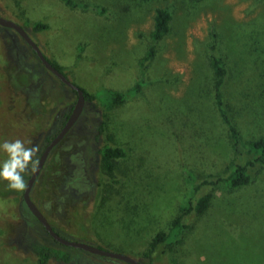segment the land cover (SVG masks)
I'll use <instances>...</instances> for the list:
<instances>
[{"label":"rangeland","instance_id":"rangeland-1","mask_svg":"<svg viewBox=\"0 0 264 264\" xmlns=\"http://www.w3.org/2000/svg\"><path fill=\"white\" fill-rule=\"evenodd\" d=\"M82 1L108 12L98 17L57 0H0V17L24 27L70 82L99 96L85 100L78 121L49 154L31 200L62 238L142 264H264V164L250 168L251 182L237 188L217 183L193 191L185 175L195 177V186L213 182L235 161L213 100V44L226 61L225 101L243 142L264 137V0ZM157 9L170 10L169 32L143 68ZM38 21L48 28L35 33ZM137 82L140 92L125 103L105 104L106 91L126 93ZM75 101L26 42L0 26V145L19 139L39 158ZM104 146L126 152L116 161L117 185L101 167ZM201 153L207 159L197 163ZM6 159L0 148V165ZM105 190L112 199L101 206ZM22 193L0 179V264H39L34 245L71 258L47 264H127L55 242ZM207 194L205 213H189L186 228L160 244L151 261L144 258L150 239Z\"/></svg>","mask_w":264,"mask_h":264},{"label":"trees","instance_id":"trees-1","mask_svg":"<svg viewBox=\"0 0 264 264\" xmlns=\"http://www.w3.org/2000/svg\"><path fill=\"white\" fill-rule=\"evenodd\" d=\"M57 1L61 2L64 6L68 7L69 9L72 10L80 9L86 12L90 11L98 17H102L106 15V13L108 12L105 8H103L99 4L96 3L92 4L87 1H82V0H57ZM171 19H172V15L170 10L157 9L155 11V15L153 18V31L150 34V38L152 42L146 55L140 60V65L143 68L145 63H147L154 57L156 44L160 40H162L165 35L168 34L169 23ZM47 28L48 25L45 22H41V21L34 22L31 26V30L35 33L44 31ZM215 51H216V46L215 44H213L210 47L209 61L214 75V81H213L214 105L222 123L227 129L232 154L235 158V161L237 160L238 162L235 163V161H232L230 172L226 177H222V176L218 177L216 181L213 182L208 180H203L196 186L194 185L196 181L195 177L186 170L185 171V175L187 176L186 179L187 182H190L193 191H197L202 186L208 187V186L216 185L217 183H224L230 188H237L240 186L247 185L252 180V176L249 172V169L264 164V137H260L256 140L244 143L242 140L241 133L238 129V126L234 122V120L232 119L229 113L225 101V94H224V85L228 74L227 65L223 57L217 55ZM48 61L57 70L62 72L61 67L59 65L53 63L50 60ZM62 85L65 86L64 84ZM71 91L75 93L73 90ZM139 92H140V82L135 83L133 88L126 93L118 92V91H110V90L106 91L104 95L105 97L104 100L106 102L105 104L109 106H120L128 100L130 95L137 94ZM84 96H85V100L99 99V96L97 94L91 95L88 94L86 91H84ZM102 126L103 123L99 125V131H102ZM51 138L47 139L46 144L51 140ZM190 149L192 148L190 147L184 149L185 150L184 153L187 154L188 158L190 154ZM99 153H100L101 167L105 175L110 178V183L112 185L119 184L120 181L115 179L116 161L126 156L125 150L119 147L104 146L99 150ZM206 159L207 158L205 157V154L201 153L200 156H197L195 158V161H197V163L204 162ZM24 179L25 182H27L28 177L25 174H24ZM15 192L19 193L21 191H15ZM105 196L106 197L101 206L108 205L112 199V197L107 198V196H109L108 190L106 191ZM210 199H211L210 194H207L200 197L195 204H192L189 201L187 205L181 209L180 214L172 219L166 231L160 230L150 239L148 249L146 253L143 254V257L151 261V254L160 244H163L168 239H170L174 232H178L186 228V225L183 224V220L189 213L195 212L199 217L205 213V211L208 208ZM114 207H116V205H114ZM32 251L34 255L37 257L39 264H47L52 259L65 263L71 261V258L68 254L44 245H34L32 247Z\"/></svg>","mask_w":264,"mask_h":264},{"label":"water","instance_id":"water-1","mask_svg":"<svg viewBox=\"0 0 264 264\" xmlns=\"http://www.w3.org/2000/svg\"><path fill=\"white\" fill-rule=\"evenodd\" d=\"M0 26L4 28H8L16 32L25 42L26 44L32 49V51L36 54L38 60L42 64V66L50 72L57 80H59L62 84L68 87L70 90H73L76 94V101L75 104L68 115L65 123L60 128V130L51 138V140L45 145L43 148L39 158H38V165L35 171H32L27 182L26 188L23 190L22 199L26 207L28 208L29 212L35 217V219L42 225L44 230L47 234L57 243L75 249H80L90 254L99 255L105 258L115 259L127 264H142L138 260L133 259L129 256L113 253L106 250L99 249L92 245L82 243V242H73L62 238L58 235L54 229L51 227L47 219L44 215L40 212L36 204L31 200L30 191L39 176L42 168L45 165L46 160L48 159L49 154L51 151L64 139L67 133L71 130V128L75 125L78 121L85 104V96L84 91L79 88L78 86L74 85L70 82L66 76L59 70H57L42 54L41 50L37 46V44L31 39L27 31L24 27L0 17Z\"/></svg>","mask_w":264,"mask_h":264},{"label":"clouds","instance_id":"clouds-1","mask_svg":"<svg viewBox=\"0 0 264 264\" xmlns=\"http://www.w3.org/2000/svg\"><path fill=\"white\" fill-rule=\"evenodd\" d=\"M0 148L7 154V159L0 165V179L8 181V187L14 191L26 188L24 174L35 171L39 163L37 149L25 147L23 141H5Z\"/></svg>","mask_w":264,"mask_h":264},{"label":"flooded vegetation","instance_id":"flooded-vegetation-1","mask_svg":"<svg viewBox=\"0 0 264 264\" xmlns=\"http://www.w3.org/2000/svg\"><path fill=\"white\" fill-rule=\"evenodd\" d=\"M30 176V175H29ZM29 176H28V178H29ZM28 180V179H27Z\"/></svg>","mask_w":264,"mask_h":264}]
</instances>
